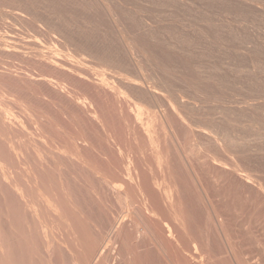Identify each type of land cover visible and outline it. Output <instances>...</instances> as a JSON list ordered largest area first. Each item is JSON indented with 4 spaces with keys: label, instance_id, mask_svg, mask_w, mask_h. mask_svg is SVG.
<instances>
[{
    "label": "rangeland",
    "instance_id": "obj_1",
    "mask_svg": "<svg viewBox=\"0 0 264 264\" xmlns=\"http://www.w3.org/2000/svg\"><path fill=\"white\" fill-rule=\"evenodd\" d=\"M0 247L264 264V0H0Z\"/></svg>",
    "mask_w": 264,
    "mask_h": 264
},
{
    "label": "bare ground",
    "instance_id": "obj_2",
    "mask_svg": "<svg viewBox=\"0 0 264 264\" xmlns=\"http://www.w3.org/2000/svg\"><path fill=\"white\" fill-rule=\"evenodd\" d=\"M35 18H38V17H35ZM52 29H53V28H52ZM76 44H77V43H76ZM80 48H81V47H80ZM83 48H84V47H83ZM128 49H130V48H128ZM132 50H133V49H132ZM132 50H131V51H132ZM100 56H101V55H100ZM101 57H102V56H101ZM104 59H105V58H104ZM101 60H102V59H101ZM110 62H111V61H110ZM112 63H113V62H112ZM112 63H111V64H112ZM123 86H124V85H123ZM139 95H140V94H139ZM182 104H183V103H182ZM134 112H135V111H134ZM138 117H139V115L137 116V118H138ZM136 120H137V119H136ZM137 121H138V120H137ZM147 122H148V121H147ZM147 122H146V123H147ZM147 124H148V123H147ZM143 129H144V128H143ZM145 130H146V129H144V131H145ZM145 133H147V130L145 131ZM149 133H150V132H148L147 134H149ZM149 135H150V134H149ZM152 137H153V136H152ZM150 140H151V139H149L148 141H150ZM152 140H153V139H152ZM155 143H156V142H155ZM150 144H152V143H150ZM117 149H118V148H117ZM207 156H208V155H207ZM194 162H195V161H194ZM212 162H213V161H212ZM4 171H5V170H4ZM235 175H236V174H235ZM240 177H241V176H240ZM166 194H167V193H166ZM245 197H246V196H245ZM15 210H16V209H15ZM171 210H172V209H171ZM152 212H153V211H152ZM152 212H151V213H152ZM154 215H155V214H154ZM175 217H176V216H175ZM175 219H176V218H175ZM118 231H119V230H118ZM0 248H1V247H0ZM102 250H103V249H102ZM0 264H1V263H0Z\"/></svg>",
    "mask_w": 264,
    "mask_h": 264
}]
</instances>
